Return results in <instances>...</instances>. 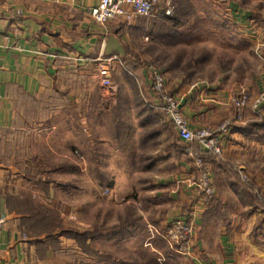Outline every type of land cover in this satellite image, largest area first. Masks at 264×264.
<instances>
[{"label": "rangeland", "instance_id": "obj_1", "mask_svg": "<svg viewBox=\"0 0 264 264\" xmlns=\"http://www.w3.org/2000/svg\"><path fill=\"white\" fill-rule=\"evenodd\" d=\"M173 5L170 20L159 16L135 18L130 24L115 19L107 24L124 55H105L78 71L58 76L51 96L67 97L68 105L60 111L54 101L51 114H37V128L49 125L53 132L49 137L38 133L30 155L35 164L19 168L25 177L31 173L37 180L41 178L40 187L31 185L30 191L36 196V204L53 213L61 230L91 234L108 230L117 220H129L119 223L118 228L148 223L153 232L148 247L152 242L159 247L132 250L135 255L147 252V257H155L153 264H192L189 260L197 243L201 211L207 212L204 219L215 239L230 236L244 246L252 242L257 227L264 239V184H255L252 176L255 171L264 175L263 158L250 168V175L236 171L238 176H234L228 169L234 189L223 178L214 182L211 178L214 194L207 204L199 186L201 171L194 165V181L186 197L188 208L180 209L179 202L173 200L188 185L172 180L178 171L175 162L183 164L186 160V146L168 118L156 109L150 86L152 72L161 71L168 79V95L179 101L183 116L184 99L199 86H214L225 77L238 88L242 85L255 99L258 94L252 93L264 80V0H176ZM189 32L195 34L193 39L182 40ZM249 107L253 108V101ZM226 120L215 129H202L215 132ZM130 147L135 151L132 166L127 151ZM83 159L90 164L87 169H82ZM205 162L212 175L209 162ZM47 180L54 182L53 201L43 193ZM226 193V201H220L223 196L219 195ZM229 193H238L242 202L237 203ZM177 222H188L192 231L191 238L180 246L167 236ZM55 232L58 235L60 230ZM82 249L76 250L77 260L96 264L92 253ZM100 249L101 254L109 251L99 243L93 245V250Z\"/></svg>", "mask_w": 264, "mask_h": 264}, {"label": "crops", "instance_id": "obj_2", "mask_svg": "<svg viewBox=\"0 0 264 264\" xmlns=\"http://www.w3.org/2000/svg\"><path fill=\"white\" fill-rule=\"evenodd\" d=\"M99 1L0 0V220H3L0 225V264L88 263L75 257L79 248L73 240L60 238L52 243L47 235L34 236L28 231L25 222L29 216L20 208V202L26 199L35 202L36 196L30 191L27 177L20 173L19 168H31L35 164L30 155L38 133L49 137L53 132L49 125L37 128V114H51L50 106L54 101L60 111L68 105L67 97L51 96L58 76L69 70L78 71L105 55H124L113 30L95 25L90 18L91 8L96 7ZM141 66L143 64L139 65L140 69ZM144 74L147 77V72L144 71ZM224 79L214 86H199L192 96L181 100L191 130L215 129L233 116V98L245 91L242 85L238 88V84ZM166 81L168 84L167 77ZM261 86L252 94L259 95ZM219 138L223 154L218 157L207 154L204 157L210 164L213 182L216 178H223L233 187L228 172L233 170L234 176H238L236 171L248 174L252 166L264 159V110L254 112L249 107L244 124L232 126L228 133L219 135ZM127 151L130 152L131 166L135 165L132 160L134 148L130 147ZM184 157L186 160L183 164L178 163L180 160L175 162L178 171L177 176L172 177L176 184H181L180 181L188 184L173 197L180 203V209L189 206L187 196L191 193L189 184L194 181L195 170L193 162ZM83 162L82 169L90 167L84 159ZM247 164L251 165L248 167ZM227 165L232 169L228 167L226 170ZM255 172L252 175L255 184H264L263 173ZM26 186L29 189H25ZM229 194L235 197L233 200L237 203L242 202L238 193ZM220 196H223V200ZM53 197L52 191L46 195L48 201H53ZM219 197L220 201L225 202L228 196L226 193ZM206 213L200 212V230L189 262L264 264V239L259 227L254 231L252 242L244 246L234 242L230 236L220 235L215 239L206 225ZM127 221H113L109 229L118 228L119 223L123 225ZM147 224L140 221L136 225H125L124 231L111 232L109 238L100 243L102 249H109L108 253L101 254V249L98 250L99 258L93 257V263L153 264L151 260L155 257L149 258L147 252L135 255L132 250L148 251L149 248L159 247L154 242L148 247L147 240L153 232ZM235 250L238 253L234 256Z\"/></svg>", "mask_w": 264, "mask_h": 264}, {"label": "built area", "instance_id": "obj_3", "mask_svg": "<svg viewBox=\"0 0 264 264\" xmlns=\"http://www.w3.org/2000/svg\"><path fill=\"white\" fill-rule=\"evenodd\" d=\"M173 2L174 0H100L96 7L91 8L89 14L95 25L105 28L107 24L115 19H124L125 23L130 24L135 18L170 17L174 13ZM151 76L153 78H151L150 86L151 92L156 97L155 107L158 111L161 110L168 118L179 139L185 144L184 155L200 169L199 186H201V194L207 204L211 201L214 194V189L211 186L212 175L205 160L201 157H196L195 149H198L201 153L221 156L223 151L219 135L228 133L234 125L244 124L246 111L252 101L254 112L264 110V88L255 99H251L246 92H241L234 97L232 101L233 116L226 120L217 131L213 132L208 129L194 131L186 123L181 112V106L178 105L179 101L168 95L165 76L156 71L152 72ZM106 193H108V190H106ZM261 200L264 203V198ZM1 224H3V220H0ZM190 226L188 222L183 224L182 222H177V224L170 227L167 236H170L172 241L175 240L176 243H174L180 246L191 238L192 231Z\"/></svg>", "mask_w": 264, "mask_h": 264}, {"label": "trees", "instance_id": "obj_4", "mask_svg": "<svg viewBox=\"0 0 264 264\" xmlns=\"http://www.w3.org/2000/svg\"><path fill=\"white\" fill-rule=\"evenodd\" d=\"M175 1L176 0H174L173 3H175ZM161 19L166 21V20H170L171 17L162 16ZM208 23L209 25H211L209 21ZM202 24L204 23L202 22ZM209 31L212 32V30H209ZM202 33H205V32H202ZM194 35H195L194 33L189 32L188 34H185L184 37H181V39L182 40L183 39L192 40L193 39L192 36ZM153 96L155 97V95ZM195 153H196V157H201V158H203L204 155H207L205 153L204 154L201 153L198 149H195ZM215 157H218V156H215ZM203 159L206 161L205 157ZM225 168H228V167L225 166ZM36 178H38L36 175L29 173L27 177V185H29V187L33 185L34 188L40 187L41 178H39L38 180ZM43 186H44L43 193L48 195L52 191L54 182L47 180L44 182ZM252 193L254 195V198L257 201H259V199L256 196V191L254 190V188H252ZM20 208L23 209V212L29 216V218L25 222V225L28 231L32 235L34 236L47 235L48 240L52 243L59 241L60 238L73 240L75 243H77V245L83 248L82 250L84 251V253L91 252L92 254L90 255H92V257L99 258L98 256L99 251L93 250L94 244L96 243L100 244L104 239L105 240L108 239L111 232L115 233V232L124 231L123 230L124 228L122 227V228H114V229H108V230H101V229L96 230V231L94 230V232H92L91 234H87V233L78 234V233H75L69 230H61L60 226L56 223V220H54L53 218V213L47 210L46 206L38 205L36 204V202L32 201L31 199H26L24 202H20ZM55 229L60 230L58 235H56Z\"/></svg>", "mask_w": 264, "mask_h": 264}]
</instances>
